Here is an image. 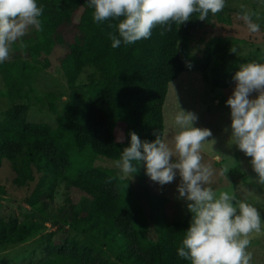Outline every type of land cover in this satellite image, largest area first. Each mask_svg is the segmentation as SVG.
<instances>
[{
	"label": "trees",
	"instance_id": "1",
	"mask_svg": "<svg viewBox=\"0 0 264 264\" xmlns=\"http://www.w3.org/2000/svg\"><path fill=\"white\" fill-rule=\"evenodd\" d=\"M37 4L43 7L40 39L26 52L37 60L57 45L68 47L61 65L70 88L69 100L60 112L57 100L61 94L51 91L38 96L43 108L58 114V122L55 126L30 122L29 106L22 99L31 98L35 75L50 62L42 67L20 59L12 63L13 68L8 61L0 63L7 82L0 97L13 101L0 120V165L4 160L10 162L19 187L30 186L35 171L40 174L30 205L43 214L50 215L55 193L62 186L68 191L65 203L56 208L62 225L48 235V256L38 264H191L177 252L191 224L168 222L160 239L154 241L128 182L113 168L95 161H117L130 146L132 132L142 142H153L159 133L164 139L169 85L190 67L200 71L213 90L233 84L236 66L220 73L232 48L229 38L218 36L206 43L202 39L205 46L201 47L194 34L215 20L232 24L230 13L209 12L204 21L193 14L183 25L173 22L163 35L157 25L150 38L113 48L109 33L119 35L109 24L118 21L106 20L90 28L78 20L84 10L93 14L88 0H37ZM83 73L89 79L85 88L79 82ZM133 164L146 169L143 162ZM63 224L94 245L77 241ZM43 231L42 224L31 218H0L2 243L11 239L27 242Z\"/></svg>",
	"mask_w": 264,
	"mask_h": 264
},
{
	"label": "rangeland",
	"instance_id": "2",
	"mask_svg": "<svg viewBox=\"0 0 264 264\" xmlns=\"http://www.w3.org/2000/svg\"><path fill=\"white\" fill-rule=\"evenodd\" d=\"M224 11L230 13L232 24L227 25L215 20L199 32H194L196 42L199 44L204 39L206 43L218 36L229 38L230 46L235 47L237 51L236 53L230 51L225 57L220 71L223 75L232 66H236L239 71L242 64L253 61L264 63V0H226ZM244 11L257 14L253 16V20L260 25L259 32L251 33L244 21L239 18ZM77 18L90 28L100 27L99 23L94 22L90 10L80 12ZM39 39L38 30L35 27H30L27 34L11 46L10 55L6 61L10 62L11 68H13L12 63L20 59L33 61L42 67H45L47 60L50 62L49 67H45L35 75L31 98L29 100L22 99V102L29 106L27 118L30 122H45L55 126L58 122V114L49 108H43L37 98L51 91L57 92L61 94L57 100L58 111L64 110V102L69 100L70 88L61 64L68 53V47L57 45L49 54L37 60L32 59L26 50ZM205 43L204 45L200 43L199 46H205ZM1 71L0 66V91L2 92L7 89V82ZM88 80L87 74L83 73L79 79L83 88ZM235 86L236 82L233 81V84L228 88L219 91L218 89L213 90L205 82L200 71L190 67L189 70L183 72L169 85L164 105L167 124L164 139L172 146V137L179 131L174 118L181 109L197 115L195 127L211 130L212 136L207 138L209 141L204 142L201 149L202 162L211 164L215 170L210 186L217 194L220 191L234 194L238 200L251 204L260 212L262 230L260 233L252 234L247 251L252 254L250 264H264V184L258 182V174L252 168L251 157L239 150L231 140V108L226 101L232 95ZM257 95L258 93L254 92L251 98H256ZM12 104V99L0 97V120L3 119V113L11 108ZM95 162L97 165L113 168L128 182L131 192L145 215L147 234L154 241L160 239L161 230L168 222L187 221L191 224L192 217L187 209V202L179 198L178 185L181 183V177L178 171L173 182L161 186L151 180L146 174V169H142L138 165H134L138 170L133 176L123 177L121 171L116 167V161L105 158ZM224 169L227 171L221 175V171ZM35 175V181L30 186L19 187L14 181L17 174L12 169L10 162L4 160L0 165V218L15 216L21 221L31 218L40 222L44 228L41 234L27 242H17L15 239H11L8 243L0 242V264H38L44 261L48 256V235L62 225L59 223L60 215H57L56 208L58 209L65 203L68 191L62 186L55 193L54 207L50 209V215L34 210L30 205V199L34 194L40 174L35 171ZM63 226L77 241L94 245L84 234L73 229L70 225L63 224Z\"/></svg>",
	"mask_w": 264,
	"mask_h": 264
},
{
	"label": "clouds",
	"instance_id": "3",
	"mask_svg": "<svg viewBox=\"0 0 264 264\" xmlns=\"http://www.w3.org/2000/svg\"><path fill=\"white\" fill-rule=\"evenodd\" d=\"M88 3L94 9V22L118 21L109 24L119 35L118 38L109 33L113 48L120 47L122 42L129 45L150 38L157 25L163 28V35L171 30L173 22L183 25L193 14L204 21L209 12L215 15L226 6V0H88ZM42 13L43 7L38 6L37 0H0V63L9 58L11 46L30 27L42 30L39 19ZM254 15L257 14L244 11L239 16L251 33L260 30ZM230 51L237 50L232 47ZM233 79L236 86L226 101L231 108V140L251 157L258 182L264 184V63L242 64ZM254 92L258 95L251 98ZM197 119L195 113L183 109L175 115L179 131L172 137V146L160 133L153 142H142L132 132L130 146L123 149L116 167L123 177L133 176L138 170L133 161L143 162L146 174L161 186L173 182L178 171L179 198L187 202L192 217L177 249L179 257L191 264H250L252 254L247 248L252 234L262 230L261 214L234 194L227 191L217 194L210 186L215 170L211 164L202 162L201 149L212 132L195 127ZM226 171L222 170L221 175Z\"/></svg>",
	"mask_w": 264,
	"mask_h": 264
}]
</instances>
